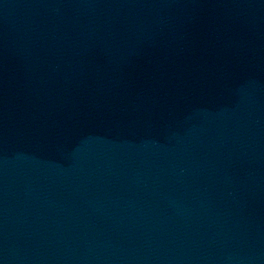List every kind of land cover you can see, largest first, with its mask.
I'll return each mask as SVG.
<instances>
[{"label": "water", "instance_id": "1", "mask_svg": "<svg viewBox=\"0 0 264 264\" xmlns=\"http://www.w3.org/2000/svg\"><path fill=\"white\" fill-rule=\"evenodd\" d=\"M0 264H264V0H0Z\"/></svg>", "mask_w": 264, "mask_h": 264}]
</instances>
